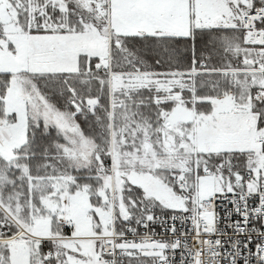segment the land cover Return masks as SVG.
Segmentation results:
<instances>
[{"label":"snow or ice","instance_id":"6c2138e0","mask_svg":"<svg viewBox=\"0 0 264 264\" xmlns=\"http://www.w3.org/2000/svg\"><path fill=\"white\" fill-rule=\"evenodd\" d=\"M0 264H264V0H0Z\"/></svg>","mask_w":264,"mask_h":264}]
</instances>
